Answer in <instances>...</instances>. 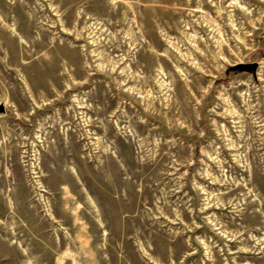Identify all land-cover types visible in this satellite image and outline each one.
<instances>
[{"label": "rangeland", "instance_id": "obj_1", "mask_svg": "<svg viewBox=\"0 0 264 264\" xmlns=\"http://www.w3.org/2000/svg\"><path fill=\"white\" fill-rule=\"evenodd\" d=\"M0 104V264H264V0H0Z\"/></svg>", "mask_w": 264, "mask_h": 264}, {"label": "water", "instance_id": "obj_2", "mask_svg": "<svg viewBox=\"0 0 264 264\" xmlns=\"http://www.w3.org/2000/svg\"><path fill=\"white\" fill-rule=\"evenodd\" d=\"M258 67H259V64L257 62H254V63H240V64H237V65L231 66L229 68V70L227 71V73H229L230 71L248 72V73H252L253 75L256 76ZM5 111H6L5 105L4 104H0V114L4 113Z\"/></svg>", "mask_w": 264, "mask_h": 264}]
</instances>
